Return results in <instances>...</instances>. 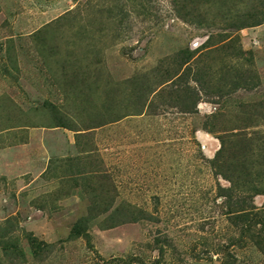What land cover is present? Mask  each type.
<instances>
[{"label": "rangeland", "instance_id": "rangeland-1", "mask_svg": "<svg viewBox=\"0 0 264 264\" xmlns=\"http://www.w3.org/2000/svg\"><path fill=\"white\" fill-rule=\"evenodd\" d=\"M0 264H264V0H0Z\"/></svg>", "mask_w": 264, "mask_h": 264}]
</instances>
